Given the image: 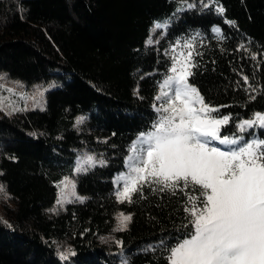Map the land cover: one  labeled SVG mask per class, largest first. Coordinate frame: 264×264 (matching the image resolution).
<instances>
[{
    "label": "trees",
    "instance_id": "trees-1",
    "mask_svg": "<svg viewBox=\"0 0 264 264\" xmlns=\"http://www.w3.org/2000/svg\"><path fill=\"white\" fill-rule=\"evenodd\" d=\"M186 41L197 65L189 83L218 109L213 117L230 118L221 138L264 140L263 127H237L264 110V0H0V74L47 86L42 108H0V186L9 195L0 264H168L169 249L193 232L187 197L145 185L142 198L120 203L117 179L161 115L155 97ZM80 152L104 164L77 173ZM70 176L83 200L55 212L58 182ZM119 213L132 216L126 231H115ZM111 233L122 245L101 244ZM67 237L75 255L62 260L54 242Z\"/></svg>",
    "mask_w": 264,
    "mask_h": 264
},
{
    "label": "snow or ice",
    "instance_id": "snow-or-ice-1",
    "mask_svg": "<svg viewBox=\"0 0 264 264\" xmlns=\"http://www.w3.org/2000/svg\"><path fill=\"white\" fill-rule=\"evenodd\" d=\"M194 6L189 4L188 8ZM202 6L208 8L209 4ZM216 11L223 14L225 10L217 7ZM154 27H167V23L156 22ZM147 43L151 44V39ZM184 47L187 55L181 52L173 57L171 75L155 97L163 103L156 109L161 115L153 130L141 133L130 147L128 172L117 179V183L123 181V188L116 192V198L131 204L134 194L143 197L145 185L158 186L153 191L185 194V211L191 217L193 232L169 249L168 264H264V140L253 139L228 150L209 147L212 141L237 145L243 138H221L220 127L230 118L213 117L211 114L218 109L206 104L198 89L189 83L192 69L197 67L193 62L195 49L192 41H186ZM243 80L247 90L257 91L248 84L247 76ZM84 119L80 117L77 124ZM254 126L264 127V114L255 113L254 119L243 120L237 127L244 132ZM96 163L93 156H87L76 172H85ZM99 163L103 165L104 161ZM61 184L58 204L72 202L65 192L69 188L70 195L82 202L71 181L65 178ZM118 220L117 230L126 231L132 216L121 213ZM70 255L75 252L60 254L62 260H68Z\"/></svg>",
    "mask_w": 264,
    "mask_h": 264
},
{
    "label": "rangeland",
    "instance_id": "rangeland-1",
    "mask_svg": "<svg viewBox=\"0 0 264 264\" xmlns=\"http://www.w3.org/2000/svg\"><path fill=\"white\" fill-rule=\"evenodd\" d=\"M165 24V23H162ZM165 28V27H163ZM162 28V29H163ZM46 85H41V86H34L31 88H26L24 86L22 81H13L5 78L3 74H0V108L4 110V112L8 114H14L20 110H26L28 108H42L45 104V92H46ZM49 88V86H48ZM255 113H261L264 114V110L262 111H256L254 112L250 117L248 118H243L238 121L237 125H239L243 120H252L254 119V114ZM264 128V127H263ZM250 129V128H248ZM247 129V130H248ZM209 147H218L221 150H228L230 147L235 148L239 147V145H225V144H218V145H212ZM87 156H93L96 160L97 163L99 161H103L100 157L96 156L93 153L90 152H80L78 154V166L81 164ZM96 163V164H97ZM85 168H89L87 164L83 165ZM68 179V181H71L72 184L75 185V177L70 176V177H65ZM65 178L61 181H64ZM61 181L58 182V187H59V192L60 188L63 187L61 184ZM3 191H0V209L2 210L3 208V201L7 200L8 198V193L7 190L2 186ZM66 194L68 195L69 200H76L75 197L70 195V188L65 189ZM75 193L77 197H80L77 195L76 192V187H75ZM59 194V193H58ZM82 198V197H81ZM58 199V198H57ZM67 203H64L63 205L58 204L56 202L53 211L58 212L59 210L65 208ZM121 213H119L120 215ZM124 215H127L123 213ZM118 215V216H119ZM119 227V222L117 224V227L115 228V231H118L117 228ZM99 240L101 244L111 248L113 246L118 247L120 245L117 244V241H121V238L117 236L115 233H111L108 235H101L99 236ZM55 245L59 250L68 252L70 250V244H69V238H64V239H55ZM69 248V249H68Z\"/></svg>",
    "mask_w": 264,
    "mask_h": 264
}]
</instances>
